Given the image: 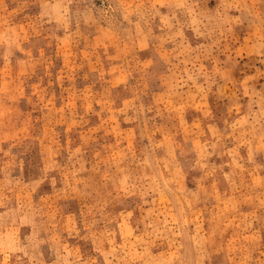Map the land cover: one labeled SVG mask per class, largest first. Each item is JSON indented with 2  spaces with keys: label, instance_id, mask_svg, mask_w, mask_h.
<instances>
[{
  "label": "rangeland",
  "instance_id": "374dc122",
  "mask_svg": "<svg viewBox=\"0 0 264 264\" xmlns=\"http://www.w3.org/2000/svg\"><path fill=\"white\" fill-rule=\"evenodd\" d=\"M0 264H264V0H0Z\"/></svg>",
  "mask_w": 264,
  "mask_h": 264
}]
</instances>
